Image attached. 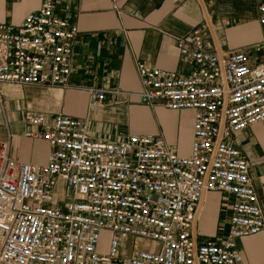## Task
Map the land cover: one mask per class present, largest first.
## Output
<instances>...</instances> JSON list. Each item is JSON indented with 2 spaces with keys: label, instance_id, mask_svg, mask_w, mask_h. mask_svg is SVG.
Instances as JSON below:
<instances>
[{
  "label": "built area",
  "instance_id": "built-area-1",
  "mask_svg": "<svg viewBox=\"0 0 264 264\" xmlns=\"http://www.w3.org/2000/svg\"><path fill=\"white\" fill-rule=\"evenodd\" d=\"M55 10L44 0L19 25L0 23V104L4 85L67 87L78 31ZM257 22L264 27V0ZM174 42L189 74L137 63L136 97L193 113L189 154L158 135L105 141L84 119L27 113L24 136L50 152L44 165L17 162L10 136L0 140V264H245L236 242L264 232V214L250 166L230 141L264 124V59L252 60L264 40L252 54L215 52L197 29ZM87 95L92 109L105 100L103 90ZM211 192L228 200L226 233L199 242L196 209Z\"/></svg>",
  "mask_w": 264,
  "mask_h": 264
},
{
  "label": "crops",
  "instance_id": "crops-1",
  "mask_svg": "<svg viewBox=\"0 0 264 264\" xmlns=\"http://www.w3.org/2000/svg\"><path fill=\"white\" fill-rule=\"evenodd\" d=\"M43 1L0 0V23L19 25ZM258 5L259 0H55V14L78 31L67 87L2 86L0 140L10 136L13 160L44 165L50 146L24 136V117L27 113H43L48 118L61 114L86 120L88 134L100 140L158 135L170 149L188 155L193 113L141 105L136 97L140 89L136 64L187 76L192 66L180 61L174 38L195 29L215 52L252 54V48L264 40V27L257 22ZM263 59L264 48L258 56L252 54L253 62ZM89 89L105 91L98 108L88 106ZM11 101L17 104L15 109ZM230 143L250 166V179L264 214V124L236 133ZM227 201L217 192L204 195L192 229L197 241H212L226 233ZM252 238L264 242V232L236 242L245 264H254L251 250L244 247ZM258 264H264V252Z\"/></svg>",
  "mask_w": 264,
  "mask_h": 264
},
{
  "label": "rangeland",
  "instance_id": "rangeland-1",
  "mask_svg": "<svg viewBox=\"0 0 264 264\" xmlns=\"http://www.w3.org/2000/svg\"><path fill=\"white\" fill-rule=\"evenodd\" d=\"M11 102H12V108L15 109L16 106H17V104H16L14 101H11ZM9 104H10V103H9ZM7 105H8V104H7ZM0 114H1V113H0ZM1 116H2V115H1ZM54 199H55V202H56L57 199H58V195H57V193L55 194ZM204 230H205L206 232H208V225H205ZM216 237H220V234H219V235L217 234ZM214 238H215V236H214ZM105 240H106V239H105V237H104V239H103V244H102V245H104ZM130 241H131V240L128 239V240L126 241V243L128 244ZM127 244H126V246H127ZM238 247H239V249L241 248L240 244H239ZM244 247H245L246 249H250V250H251V251H250V252H251V253H250V256H251V255L253 256L254 264H258V263L261 261V258H262L263 252H264V242H261L260 239L252 238V239H249V240L247 241L246 244H244ZM100 248H101V251H105V248H103L101 245H100ZM135 249H138V247H136ZM121 253H122V254H126L127 256L130 254V253L126 252L124 249L121 250ZM248 254H249V251H248Z\"/></svg>",
  "mask_w": 264,
  "mask_h": 264
}]
</instances>
